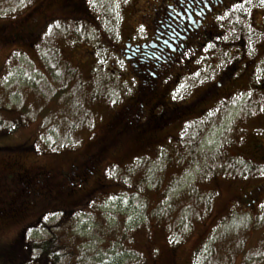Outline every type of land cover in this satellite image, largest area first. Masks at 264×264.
Returning a JSON list of instances; mask_svg holds the SVG:
<instances>
[{"label": "rangeland", "instance_id": "rangeland-1", "mask_svg": "<svg viewBox=\"0 0 264 264\" xmlns=\"http://www.w3.org/2000/svg\"><path fill=\"white\" fill-rule=\"evenodd\" d=\"M24 1L0 0V25H21ZM147 1L89 0L95 21L77 26L68 44H0V177L14 165L64 168L116 129L118 121L110 118L132 90L135 75L109 46ZM212 56L205 58L209 71ZM144 59L152 69L150 61L161 63L162 57ZM180 91L175 97H185ZM187 113L161 133L149 134L147 140L157 139L150 146L121 140L71 215L40 204L16 219L8 218L15 212H1L0 264H39L17 260L24 251L22 237H53L52 249L54 240L70 237L72 246H80L76 264H264V202L254 209L236 202L263 177L240 178L251 171L243 164L254 137L264 140L263 132L252 130L264 122V101L247 92L208 118L194 121ZM29 187L18 179L20 197L29 195ZM39 187L33 193L38 200ZM56 203L55 208L63 206Z\"/></svg>", "mask_w": 264, "mask_h": 264}, {"label": "flooded vegetation", "instance_id": "flooded-vegetation-1", "mask_svg": "<svg viewBox=\"0 0 264 264\" xmlns=\"http://www.w3.org/2000/svg\"><path fill=\"white\" fill-rule=\"evenodd\" d=\"M88 1L37 0L30 6L25 0L21 25H0V44L15 40L36 46L44 40L68 44L76 37L77 26L81 29L95 21ZM112 37L118 41L109 48L135 75L132 90L110 118V122L118 121L116 129L64 168L9 166L8 175L0 177V213L15 212L8 218L16 219L39 204L49 205L46 211L71 215L76 203L90 195L89 183L99 180L104 157L114 154L121 140L150 146L157 139L147 140V136L161 133L183 111L198 121L219 113L247 92L264 101V0H148L135 22ZM154 53L162 59L161 63L151 60L150 69L144 58ZM208 55H213L208 57L213 71L205 68ZM179 89L185 97H175ZM252 130L264 133V122ZM254 138L243 164L251 171L240 178L261 173L263 177L237 197L236 202L247 209L264 202V140ZM18 179L30 184L29 195L20 197ZM37 183L39 200L33 196ZM56 202L63 206L55 208Z\"/></svg>", "mask_w": 264, "mask_h": 264}, {"label": "trees", "instance_id": "trees-1", "mask_svg": "<svg viewBox=\"0 0 264 264\" xmlns=\"http://www.w3.org/2000/svg\"><path fill=\"white\" fill-rule=\"evenodd\" d=\"M2 129V126H0ZM12 127L8 128L6 125L3 126L4 130L12 129ZM31 238V237H30ZM53 237L48 238V240H39L34 238V240L26 241L22 237L24 251L20 255V258L17 260H35L38 261L39 264H76L79 262L80 255V246L74 247L72 246L73 240L72 238H68L67 241H56L53 242V249L49 248V240ZM57 247L59 249H57ZM14 262V261H13ZM18 261H16L17 263ZM20 263V262H18ZM125 264V263H124Z\"/></svg>", "mask_w": 264, "mask_h": 264}]
</instances>
